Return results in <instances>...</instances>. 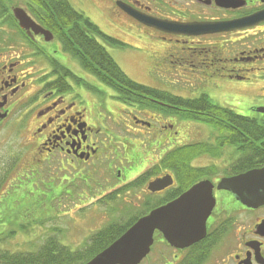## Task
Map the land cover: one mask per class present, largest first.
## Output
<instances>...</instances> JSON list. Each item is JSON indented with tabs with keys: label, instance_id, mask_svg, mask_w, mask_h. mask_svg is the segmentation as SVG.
Returning <instances> with one entry per match:
<instances>
[{
	"label": "flooded vegetation",
	"instance_id": "af4514ba",
	"mask_svg": "<svg viewBox=\"0 0 264 264\" xmlns=\"http://www.w3.org/2000/svg\"><path fill=\"white\" fill-rule=\"evenodd\" d=\"M59 1L0 0V206L5 202L6 191L21 176L28 174L38 179L46 175L56 183L58 169L79 177L81 187L78 182L77 189L87 195V180L103 194L125 186L144 172L148 176L142 181L145 186L142 189L157 197L154 202H161L160 205L207 178L214 184L215 204L207 217L203 236L176 246L160 230H155L149 251L136 264H264V204L249 207L230 190L217 188L221 177L264 166V138L247 137L246 123L227 124L234 128L213 126V140L204 139V143L222 142L231 149L245 145L246 158L224 153V167L228 168L224 174L197 175L192 181V177L185 176L180 181L176 170L170 167V160L166 165L161 161L168 158L170 150L187 143L174 145L161 156L156 147L147 150V143L153 139L161 148L180 140V126L191 125L186 122L189 119L181 116L183 108L174 107L159 96H149L155 106H122L98 90H76L85 78L76 75L56 57L60 54L68 62L71 55L80 62L70 51L65 50L69 54H63L58 34L64 37L67 33L69 45L75 49V17L80 12L92 20L88 14L92 10L105 27L92 21L111 40L100 35L96 38L105 48L112 49L113 58L122 68L119 60L145 54V72L149 78L167 79L174 71L175 76L187 79H219L215 81L222 82L225 88L230 79L247 81L253 73L264 77V0ZM18 7L31 18L30 26L20 24L14 11ZM137 16L182 24H207L212 25V30L167 31ZM33 25L49 34L36 32ZM41 57L49 64L45 72H42ZM85 62L91 64L90 59ZM59 64L79 77V83L69 74L60 73ZM159 89L164 94L171 92ZM255 112L264 115L256 108ZM235 134L239 136L237 139ZM15 146L18 147L14 149ZM154 157H158L156 162ZM139 163L147 164L143 172L125 182L133 165ZM165 174L172 175L173 183L151 191L148 183ZM179 186L181 191L170 198ZM13 232L0 220V248H5L4 243Z\"/></svg>",
	"mask_w": 264,
	"mask_h": 264
},
{
	"label": "rangeland",
	"instance_id": "374dc122",
	"mask_svg": "<svg viewBox=\"0 0 264 264\" xmlns=\"http://www.w3.org/2000/svg\"><path fill=\"white\" fill-rule=\"evenodd\" d=\"M88 14L101 28L105 27V23L98 14L92 10ZM123 37L126 39L125 36ZM107 48L112 52L109 46ZM62 52L65 55L69 54L65 50H62ZM56 57L65 62L64 64L71 68L76 75L85 78L92 85L89 88L85 84H79L76 86V90H98L101 95L109 96L116 100L119 105L128 106L117 98V92L113 88L89 73L80 64L79 60L71 55H68V62L67 60L64 61L60 54H56ZM40 60L43 63L41 66L42 72H45L49 68V64L43 57ZM119 62L126 69L124 70L127 73L129 72L128 74L131 78L149 86L163 88L185 97H195L201 93H206L214 101L230 106L241 115L254 116L257 114L255 108L264 106V77L255 76L254 73L253 77L247 81L227 79L229 83L227 87L223 88L222 82L215 81L219 79L208 78L202 81L196 78L187 79L181 77V75L179 77L175 76L174 71H172L174 75H169L167 79L165 77L149 78L145 72V66L147 65L145 54L131 56L129 59L127 58L125 61L119 60ZM156 70L161 71L157 67ZM216 83L220 84V86H217ZM246 87L247 89H245ZM257 116L261 117L262 115L257 114ZM192 121L190 119L186 121L191 122V125L184 124L180 126L182 131L180 140L173 141L171 144L159 148V143L152 139L147 143V150H153L156 147L155 150L161 156L174 145L195 141L203 142L204 139L213 140L212 133L215 128L212 125ZM206 143L217 154L203 153L193 159L192 165L195 167H207L210 174L213 175L224 174L226 169H228L224 167L226 164V155L222 156L224 153L243 155L247 149L246 147L243 150H238L237 146H229L232 147L231 149L228 146H219L220 144ZM17 147L13 148L16 149ZM220 156H222L221 159H219ZM145 158L147 159V157ZM157 158L154 157L153 160L156 162ZM146 166L147 164L145 163L133 165L129 175L125 178V182L141 174ZM115 170L113 172L114 175L116 174ZM72 174L68 170L58 169V176L55 179L56 183H53L50 176L43 175V178L39 176L36 179L35 176H28V174L21 176L20 180H16V184L13 183L15 186L10 187L6 191L5 202L0 206V220L8 227L10 226L12 230H15L4 243L5 248L11 251H34L45 243L50 238L49 236L55 235L63 246L66 245L73 251L84 250L89 252L92 251V245L90 244V239H88L89 236L95 234L106 224L114 222V224L120 225L125 223L135 210L144 207L143 203L145 201L154 202L157 200V197L150 196L142 189L143 183L134 189L120 192L118 197L116 196L112 199L108 193L114 192L113 190L102 194L97 192L95 186L93 188L90 180H87L85 181L89 190L87 195L80 188L77 189L76 184L79 182L78 185L81 187V180ZM51 185H55V188H52ZM90 186H92L91 189H89ZM136 203L140 204L135 205Z\"/></svg>",
	"mask_w": 264,
	"mask_h": 264
},
{
	"label": "trees",
	"instance_id": "16d2710c",
	"mask_svg": "<svg viewBox=\"0 0 264 264\" xmlns=\"http://www.w3.org/2000/svg\"><path fill=\"white\" fill-rule=\"evenodd\" d=\"M63 2L64 1L62 0L59 1V3ZM75 18H77L75 49L70 47L67 33L64 37L62 33L58 34L64 50L73 53L80 59L81 65L86 70L96 74L102 82L113 88L117 92V98L123 103L151 107L155 106L156 103L150 101L149 96H159L170 102L174 107L183 108L181 116L185 119L202 121L203 123L205 122L218 128H223L227 124L235 125L246 123L247 137L264 138V115L258 117L256 115L245 116L237 114L234 109L214 101L206 93H201L195 97H183L168 91L164 94L163 90L157 87L149 86L148 84L131 78L117 60L113 58L114 56L111 52L105 48V45L96 38V35L108 39L111 37H108L109 35L107 34H103L100 31L99 26L88 16L84 15L83 17V14L79 12ZM85 59H90L91 64L85 62ZM58 67L60 68V73L65 72L67 75L69 74L75 78L77 83H79L80 78L77 77L68 67L62 64H59ZM81 80L87 87H92L89 82L83 79ZM227 126L234 128L233 125ZM238 137V135H234L235 139ZM219 141L221 142V140ZM219 144V146H223L222 142ZM236 146L238 150L246 148L245 145ZM203 153H210L212 155L217 154L211 147H209L208 143L195 141L182 146H177L170 150L168 158L161 162L166 165L167 160H170V167L173 168V170H176L178 180L182 181L185 176H190L192 177L190 181H192L197 175L210 174L209 168L194 167V165H192V160ZM242 157L246 158V155H243ZM184 163L186 165L185 170H183ZM147 175L148 174L143 172V174L133 181L108 194L114 199L116 196H119L120 192L122 193L125 190L134 189L136 186L142 184V181L146 179ZM181 189L182 187L179 186L175 191L171 192L170 198L177 195ZM160 203L151 202L150 200L145 201L144 207L135 210L125 223L116 225L117 223L114 224V222H112L106 224V226L104 225L103 228L90 237L89 241L92 245V251H73L66 245L63 246L60 240L56 238L57 236L53 235L49 236L50 238L34 251H11L9 249L0 248V264H81L93 257L95 253H98L105 248L106 245L119 237L120 234H122L140 216L160 205Z\"/></svg>",
	"mask_w": 264,
	"mask_h": 264
},
{
	"label": "water",
	"instance_id": "95a60500",
	"mask_svg": "<svg viewBox=\"0 0 264 264\" xmlns=\"http://www.w3.org/2000/svg\"><path fill=\"white\" fill-rule=\"evenodd\" d=\"M14 11L22 26H30L32 20L22 8L18 7ZM137 17L149 25L167 31L212 30V25L207 24H182ZM33 26L36 32L49 34L40 26ZM256 110L264 113V106L256 107ZM172 183V175L165 174L150 181L148 188L151 191L160 190ZM213 186L211 180L202 179L176 198L151 209L84 264H136L149 251L155 230H160L167 241L176 246L198 240L205 233L207 217L215 204ZM217 188L230 190L235 198L249 207L260 206L264 204V166L221 177Z\"/></svg>",
	"mask_w": 264,
	"mask_h": 264
}]
</instances>
